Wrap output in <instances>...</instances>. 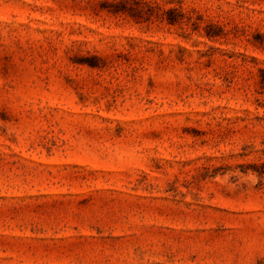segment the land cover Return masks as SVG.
<instances>
[{
  "label": "rangeland",
  "instance_id": "obj_1",
  "mask_svg": "<svg viewBox=\"0 0 264 264\" xmlns=\"http://www.w3.org/2000/svg\"><path fill=\"white\" fill-rule=\"evenodd\" d=\"M0 264H264V0H0Z\"/></svg>",
  "mask_w": 264,
  "mask_h": 264
}]
</instances>
